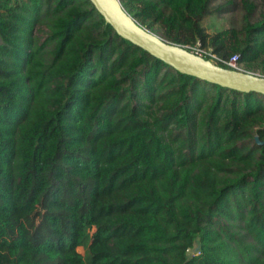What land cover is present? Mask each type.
<instances>
[{"label":"trees","instance_id":"obj_1","mask_svg":"<svg viewBox=\"0 0 264 264\" xmlns=\"http://www.w3.org/2000/svg\"><path fill=\"white\" fill-rule=\"evenodd\" d=\"M119 1L264 75V0ZM234 9L238 27L201 25ZM235 197L264 250V95L174 70L88 0H0V264H264L230 229Z\"/></svg>","mask_w":264,"mask_h":264},{"label":"water","instance_id":"obj_2","mask_svg":"<svg viewBox=\"0 0 264 264\" xmlns=\"http://www.w3.org/2000/svg\"><path fill=\"white\" fill-rule=\"evenodd\" d=\"M95 11L122 39L139 47L174 70L239 92L264 95V75L219 66L185 47L170 43L140 25L119 0H88Z\"/></svg>","mask_w":264,"mask_h":264},{"label":"rangeland","instance_id":"obj_3","mask_svg":"<svg viewBox=\"0 0 264 264\" xmlns=\"http://www.w3.org/2000/svg\"><path fill=\"white\" fill-rule=\"evenodd\" d=\"M227 0H215L212 3L213 7H216L219 4L225 3ZM234 2H237L238 0H232ZM255 2H258L257 0H254ZM259 8L256 10V14L254 18L258 17V12ZM240 24V12L238 9H234L229 12H220V13H214L208 17H205L201 21V25L204 27V29L209 32H216L221 30L224 27L227 26H234L238 27ZM34 33L37 37H42L44 35L45 29L42 26H36L34 29ZM241 202V199L235 197L231 198L229 201V218L227 220L231 231L236 233L241 241L246 244L251 246V252L254 256L256 257H261V254L264 253V250H259L257 248V244L255 241L252 239L246 228L244 227L245 225V219L243 218V213H239L238 215H234L233 212L237 211L241 212V208H239V204ZM196 251L194 249H190L187 252V255H192L195 254Z\"/></svg>","mask_w":264,"mask_h":264},{"label":"built area","instance_id":"obj_4","mask_svg":"<svg viewBox=\"0 0 264 264\" xmlns=\"http://www.w3.org/2000/svg\"><path fill=\"white\" fill-rule=\"evenodd\" d=\"M185 48L188 51L192 52L193 54L201 56L215 64H216V61H219L228 69L242 71L240 68V65L237 63L236 55H231L227 59L222 60V59H219L209 48H202L199 45L186 46ZM195 254H197V252Z\"/></svg>","mask_w":264,"mask_h":264}]
</instances>
